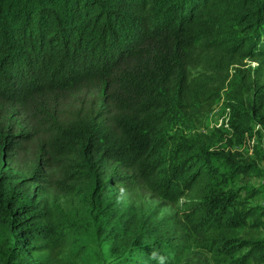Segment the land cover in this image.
Listing matches in <instances>:
<instances>
[{
	"label": "trees",
	"instance_id": "obj_1",
	"mask_svg": "<svg viewBox=\"0 0 264 264\" xmlns=\"http://www.w3.org/2000/svg\"><path fill=\"white\" fill-rule=\"evenodd\" d=\"M248 136L264 0H0V264H264Z\"/></svg>",
	"mask_w": 264,
	"mask_h": 264
},
{
	"label": "rangeland",
	"instance_id": "obj_2",
	"mask_svg": "<svg viewBox=\"0 0 264 264\" xmlns=\"http://www.w3.org/2000/svg\"><path fill=\"white\" fill-rule=\"evenodd\" d=\"M256 64L253 63L252 66ZM227 117V112L224 111L223 102L221 101L218 106L214 109V111L209 115L208 119L205 122V125L200 127V131L203 132H211L215 128H219L223 119ZM258 137H249L246 139L245 144L240 147L243 157L249 160H255L257 163V171L252 173L249 177L241 179L240 182L237 183L238 186L250 185L255 188H259L261 190V194L258 195L255 199L251 201V206L261 207L264 210V158L256 157L255 146L258 144ZM261 152V151H260ZM262 155V153H261ZM167 213H174V209H166ZM264 221V218H263ZM256 235L260 238H264V226L261 229L254 230ZM102 256L96 257V264H113L115 262L114 258L110 255V250L108 246L103 247ZM192 254L189 255L186 260L182 261V264L187 261H191Z\"/></svg>",
	"mask_w": 264,
	"mask_h": 264
}]
</instances>
